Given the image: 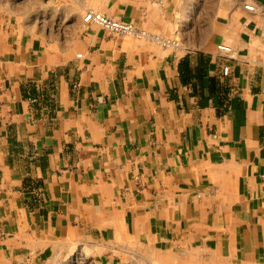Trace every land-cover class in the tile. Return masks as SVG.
I'll use <instances>...</instances> for the list:
<instances>
[{"label":"crops","instance_id":"0c3cea01","mask_svg":"<svg viewBox=\"0 0 264 264\" xmlns=\"http://www.w3.org/2000/svg\"><path fill=\"white\" fill-rule=\"evenodd\" d=\"M77 249L264 264V0H0V264Z\"/></svg>","mask_w":264,"mask_h":264},{"label":"built area","instance_id":"2783aa9c","mask_svg":"<svg viewBox=\"0 0 264 264\" xmlns=\"http://www.w3.org/2000/svg\"><path fill=\"white\" fill-rule=\"evenodd\" d=\"M245 8L248 10H254V5L246 4ZM85 23H94L105 30H108L112 33L116 34H124V35H134L137 37L145 36L146 32L142 29L135 27L132 23L108 17L101 12L94 10H87L82 17ZM217 48L220 51H223L226 56L234 57V51L228 45H217ZM80 54H78L79 56ZM229 71L228 66L223 67V73L227 74Z\"/></svg>","mask_w":264,"mask_h":264},{"label":"rangeland","instance_id":"374dc122","mask_svg":"<svg viewBox=\"0 0 264 264\" xmlns=\"http://www.w3.org/2000/svg\"><path fill=\"white\" fill-rule=\"evenodd\" d=\"M45 264H95L93 258L83 255L78 249L73 251L65 260L56 262L49 261Z\"/></svg>","mask_w":264,"mask_h":264}]
</instances>
